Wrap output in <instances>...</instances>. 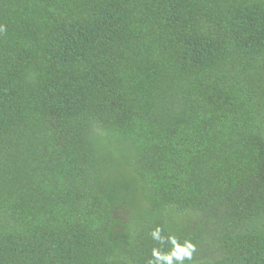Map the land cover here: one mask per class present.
Returning a JSON list of instances; mask_svg holds the SVG:
<instances>
[{
  "label": "trees",
  "instance_id": "1",
  "mask_svg": "<svg viewBox=\"0 0 264 264\" xmlns=\"http://www.w3.org/2000/svg\"><path fill=\"white\" fill-rule=\"evenodd\" d=\"M0 264H264V0H0Z\"/></svg>",
  "mask_w": 264,
  "mask_h": 264
},
{
  "label": "clouds",
  "instance_id": "2",
  "mask_svg": "<svg viewBox=\"0 0 264 264\" xmlns=\"http://www.w3.org/2000/svg\"><path fill=\"white\" fill-rule=\"evenodd\" d=\"M3 30L4 27L0 26V32ZM164 231L163 227L157 226L150 235L154 240L159 241L161 245L170 244V250L162 251L161 248L154 247L152 258L148 261V264H185L186 260L191 261L196 251V245L191 240L180 242L173 234L165 237L162 235Z\"/></svg>",
  "mask_w": 264,
  "mask_h": 264
}]
</instances>
